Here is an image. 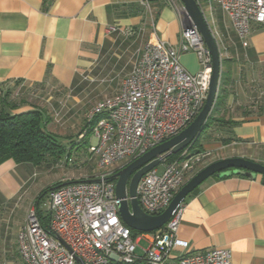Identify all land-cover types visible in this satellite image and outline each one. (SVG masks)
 <instances>
[{
	"label": "crops",
	"instance_id": "0c3cea01",
	"mask_svg": "<svg viewBox=\"0 0 264 264\" xmlns=\"http://www.w3.org/2000/svg\"><path fill=\"white\" fill-rule=\"evenodd\" d=\"M149 1L152 10L143 0H0V99L8 96L13 113L41 111L47 131L67 150L70 142L82 143L68 133L85 135L89 110L119 93L144 47L157 39L178 45L186 23L165 0ZM200 3L222 49L218 92L224 89V95L212 111L216 120L198 137V150L209 157L188 179L220 159L264 165V25H250L244 46L218 4ZM180 63L190 73L200 69L193 52ZM93 141L91 135L88 152ZM50 164H0V264H22L17 236L27 211L46 185L57 183L53 178L36 185L32 178L52 175ZM181 209L177 235L188 243L186 252L227 249L231 264H264L259 175L210 177Z\"/></svg>",
	"mask_w": 264,
	"mask_h": 264
},
{
	"label": "built area",
	"instance_id": "2783aa9c",
	"mask_svg": "<svg viewBox=\"0 0 264 264\" xmlns=\"http://www.w3.org/2000/svg\"><path fill=\"white\" fill-rule=\"evenodd\" d=\"M165 1L183 20L180 0ZM207 1L218 4L229 17L244 46L250 25H264V0ZM195 2L204 16L200 0ZM123 33L132 35L130 29ZM189 52L200 66L196 73L186 71L180 63V57ZM210 64L194 26L182 29L177 47L161 39L144 47L119 93L87 115L88 123L105 115L92 128L94 143L89 151L96 156V174L74 183L63 179L61 186L47 194L46 228L41 226L35 205L29 207L17 236L22 264H231L227 249L186 252L188 243L177 235L181 206L161 229L133 237L119 217L120 200L112 179L118 170L174 137L196 118L208 92ZM220 87L219 82L218 91ZM189 147L161 159L140 178L136 198L143 212L158 215L164 211L189 175L209 157V153H193ZM88 179L97 181L83 182Z\"/></svg>",
	"mask_w": 264,
	"mask_h": 264
},
{
	"label": "water",
	"instance_id": "95a60500",
	"mask_svg": "<svg viewBox=\"0 0 264 264\" xmlns=\"http://www.w3.org/2000/svg\"><path fill=\"white\" fill-rule=\"evenodd\" d=\"M184 8V29L197 28L211 58V75L204 105L196 118L180 133L157 145L113 174L115 196L120 200L118 213L121 221L130 229L139 233H151L161 229L185 199L210 177L227 178L231 176L255 177L259 175L264 185V165L241 157H232L214 161L198 170L175 193L169 205L158 215H148L140 208L136 198V188L140 178L155 168L161 159L177 154L190 146L205 128L211 115L219 87L221 69V50L219 49L208 24L195 0H180ZM88 179L83 182H96ZM81 182V181H77ZM74 183V182H69Z\"/></svg>",
	"mask_w": 264,
	"mask_h": 264
},
{
	"label": "trees",
	"instance_id": "16d2710c",
	"mask_svg": "<svg viewBox=\"0 0 264 264\" xmlns=\"http://www.w3.org/2000/svg\"><path fill=\"white\" fill-rule=\"evenodd\" d=\"M216 106L217 103H215V108ZM14 109H16V106L13 105L11 101H8L7 95H4L0 99V164L7 160H13L16 163H29L34 166H39L49 162V160L56 161L57 159H61L63 156H65V163L67 164L70 158L73 159L71 157L72 151H74V153L79 152L78 154L81 153L83 155L87 152L88 156H92L91 152L87 151L92 128L99 119L105 116L104 114L95 116L94 119L87 124L86 133L83 137L84 141L77 145L73 144L74 142H70V148L67 150V146L63 144L57 136L47 131L46 118L41 111L31 109L21 113H13L12 110ZM212 113L207 119L205 128L216 120V118L212 117ZM228 141L229 139L225 140V142ZM75 145L78 147L81 146L82 152L79 151L80 149H76ZM198 145L197 137L190 145V151L193 153L200 152L201 150H198ZM61 185L62 183L59 182L46 187L38 194L34 201L41 226L44 228L48 226L49 215L46 213V215L43 216L40 213V200L44 196H47L53 188ZM130 232L133 237L141 234L132 229H130Z\"/></svg>",
	"mask_w": 264,
	"mask_h": 264
},
{
	"label": "rangeland",
	"instance_id": "374dc122",
	"mask_svg": "<svg viewBox=\"0 0 264 264\" xmlns=\"http://www.w3.org/2000/svg\"><path fill=\"white\" fill-rule=\"evenodd\" d=\"M143 3H144V7L146 9L149 8L150 10H152L151 9V2L149 0H143ZM120 80H121V78L117 77V78H115V80H112V82L114 81V85H116V84L119 85L120 84ZM223 95H224V89H221L219 98L216 101L217 102V107H218V105H221L220 103L222 101V96ZM88 113H87V115H88ZM68 134L69 135L71 134V136H69V137H73L74 139L76 138L78 140H80V139H82L84 137V134H82V133L80 134V132H78V133H75V132L72 133L71 132V133H68ZM59 140H61V137H59ZM92 143H94V141ZM76 145H77V143H76ZM76 145H75V148L76 149H80L79 151L82 152L81 146L78 147ZM78 153L79 152H77V153L75 152L74 153V151H73V153L71 154V157L73 159L70 158V160L68 161L67 164L65 163V156H63L61 159H57L56 161H51L50 166L52 167L51 168L52 169L51 170V174L52 175H49L48 178H46V179L42 178L41 176H38V178L37 177L36 178H32L33 179L32 181L37 185V184H41V183L45 182V180L48 181L50 179L55 178L56 179L55 182L59 183L63 179H67L69 181H73V180L83 179L82 177L91 176L92 174L95 175L96 171H97L96 170V156H88L87 152L84 153L85 155H83L81 153L78 154ZM160 168L161 167H158V170H160ZM43 186L41 188H43ZM46 186H50V184H48ZM46 201H47V196H44L40 200V204H39V210H40V213L43 216L46 215V206L44 205L46 203ZM140 246L146 247V244L141 242ZM138 253H139V251H138Z\"/></svg>",
	"mask_w": 264,
	"mask_h": 264
}]
</instances>
